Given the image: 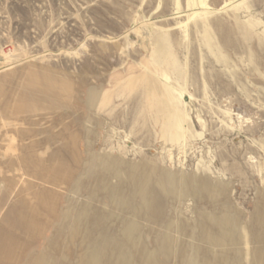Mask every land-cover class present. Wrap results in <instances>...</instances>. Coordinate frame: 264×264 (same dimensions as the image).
<instances>
[{
	"label": "rangeland",
	"instance_id": "374dc122",
	"mask_svg": "<svg viewBox=\"0 0 264 264\" xmlns=\"http://www.w3.org/2000/svg\"><path fill=\"white\" fill-rule=\"evenodd\" d=\"M0 264H264V0H0Z\"/></svg>",
	"mask_w": 264,
	"mask_h": 264
}]
</instances>
